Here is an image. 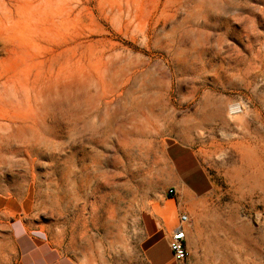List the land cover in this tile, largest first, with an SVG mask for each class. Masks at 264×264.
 <instances>
[{"label":"rangeland","instance_id":"rangeland-1","mask_svg":"<svg viewBox=\"0 0 264 264\" xmlns=\"http://www.w3.org/2000/svg\"><path fill=\"white\" fill-rule=\"evenodd\" d=\"M169 138L214 186L189 263L264 264V0H0V264L17 217L78 264H143Z\"/></svg>","mask_w":264,"mask_h":264},{"label":"crops","instance_id":"crops-1","mask_svg":"<svg viewBox=\"0 0 264 264\" xmlns=\"http://www.w3.org/2000/svg\"><path fill=\"white\" fill-rule=\"evenodd\" d=\"M165 152L173 173L169 188L160 202L140 218V251L143 264H190L176 261L169 248L171 234L182 214L198 215L194 203L213 191V181L203 163L200 150L187 142L169 138ZM6 229L15 250L14 264H78L64 255L49 240L46 232L26 218H5ZM191 231L186 226V246L190 249ZM248 255V249L245 252Z\"/></svg>","mask_w":264,"mask_h":264},{"label":"built area","instance_id":"built-area-1","mask_svg":"<svg viewBox=\"0 0 264 264\" xmlns=\"http://www.w3.org/2000/svg\"><path fill=\"white\" fill-rule=\"evenodd\" d=\"M172 190L168 193L172 194ZM189 223V217L186 214H182L179 218V223L172 231L171 239L169 242V248L176 261L182 262L188 258L189 252L186 246V226ZM264 257V252H263Z\"/></svg>","mask_w":264,"mask_h":264},{"label":"bare ground","instance_id":"bare-ground-1","mask_svg":"<svg viewBox=\"0 0 264 264\" xmlns=\"http://www.w3.org/2000/svg\"><path fill=\"white\" fill-rule=\"evenodd\" d=\"M215 108L213 109L214 112H212L208 117H207V120L206 121H214V120H217V119H221V113H222V110H223V106L218 102L216 101V104H215ZM242 112L241 110V107L237 104L235 105H231L230 106V113L231 114H240ZM244 125V124H243ZM246 125V124H245ZM244 127V126H243ZM257 132V139L258 140H262L263 139V136L262 134L260 135L258 131ZM249 147H247L248 149ZM248 153H254L253 150H251L250 148L247 150ZM254 163L255 164H260L263 166V168L261 167L260 169H262L260 172H261V175H263L264 177V158H261V159H253ZM253 165V164H252ZM261 182V184L259 185L260 186V189L261 190H264V178L259 180Z\"/></svg>","mask_w":264,"mask_h":264}]
</instances>
